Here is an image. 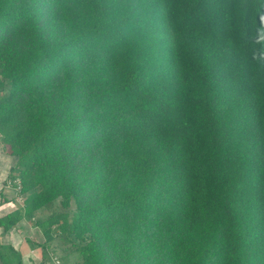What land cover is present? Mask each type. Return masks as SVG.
I'll return each mask as SVG.
<instances>
[{
    "label": "trees",
    "instance_id": "1",
    "mask_svg": "<svg viewBox=\"0 0 264 264\" xmlns=\"http://www.w3.org/2000/svg\"><path fill=\"white\" fill-rule=\"evenodd\" d=\"M0 139L4 232L47 211L74 264H264V0H0Z\"/></svg>",
    "mask_w": 264,
    "mask_h": 264
},
{
    "label": "rangeland",
    "instance_id": "2",
    "mask_svg": "<svg viewBox=\"0 0 264 264\" xmlns=\"http://www.w3.org/2000/svg\"><path fill=\"white\" fill-rule=\"evenodd\" d=\"M5 149H6V146L2 143V141L0 139V185L2 183V186L0 188V189H2L0 191V195L3 196L4 194H6V196L8 195V197L10 199L12 197H14L13 199L17 200V198L18 199L20 198L18 193H16L11 187H6L9 184V181L14 180V179H11L8 175H9L11 167L13 166V162L15 161V159L12 158L11 156H9L6 153ZM3 179H5V180H3ZM4 182H8L7 185L4 186V184H6ZM22 203L23 202L19 199V204L22 205ZM19 204H17V205H19ZM14 207L15 206H12L11 204H9L7 206H3L2 209L14 208ZM58 207H59V204H58ZM56 211L60 212L61 209L57 208ZM50 216H51L50 212L44 211V212L39 213L33 219L26 217L25 222H26L27 226H29V229H25V228L20 229L21 234H19L20 236H18V238H15V240L20 241L21 239H23L27 235V231L29 230V236L31 237V240L33 242L39 241V239H40L39 237H42L41 233L43 230L42 227L40 226L41 222L46 221ZM45 242L46 241H44L43 244H45ZM27 245L28 244L26 243V247H27ZM43 251L46 254V258H45L46 261L42 260V259L37 260V261H39V264H54L55 260L60 261L61 264H68V263L72 264L75 261L79 260L77 255L71 256V255H66L65 253H63L61 246L57 245V242H53L50 245L45 246V248H43ZM31 264H34V263H31Z\"/></svg>",
    "mask_w": 264,
    "mask_h": 264
},
{
    "label": "crops",
    "instance_id": "3",
    "mask_svg": "<svg viewBox=\"0 0 264 264\" xmlns=\"http://www.w3.org/2000/svg\"><path fill=\"white\" fill-rule=\"evenodd\" d=\"M15 162V161H14ZM13 162V165H14ZM5 180V179H3ZM2 186V183L0 185V188ZM5 186V184H4ZM2 189H0L1 191ZM3 197H8V195L6 196V194H4L3 196L0 195V198ZM2 198L0 199V217H3L7 214L12 213L13 211H15L16 209H18L17 205V201L16 199H13L14 197H12L11 199L9 198L8 202L2 204ZM11 204L12 206H15L14 208H4L2 209L3 206H7ZM31 227V226H30ZM29 229V226H27L26 222H25V218L13 229H11L8 232H4L2 228H0V245L3 247H13L15 249L16 252H19V254L22 257V264H39V261L37 260H45L46 258V254L43 251V243L45 240L44 235L41 233L42 237H39V241L33 242L31 240V237L29 236V230L27 231V235L21 239L20 241L15 240V238H18V236H20V229ZM43 238V239H42ZM26 243L28 244L26 247ZM42 248V249H41ZM28 258V259H27ZM46 261V260H45ZM0 264H3L0 260ZM55 264V263H54ZM70 264V263H68ZM74 264V263H72Z\"/></svg>",
    "mask_w": 264,
    "mask_h": 264
},
{
    "label": "built area",
    "instance_id": "4",
    "mask_svg": "<svg viewBox=\"0 0 264 264\" xmlns=\"http://www.w3.org/2000/svg\"><path fill=\"white\" fill-rule=\"evenodd\" d=\"M8 182H6L5 185H7ZM6 187H11L16 193H18L19 195V199L23 202L22 205L19 204V199L17 198V203L19 204V206L21 207H24V203H25V200H26V195L22 194V184H21V181L20 179H14L12 181H9V184L6 186ZM17 190V191H16ZM55 264H61L60 261L58 260H55Z\"/></svg>",
    "mask_w": 264,
    "mask_h": 264
}]
</instances>
